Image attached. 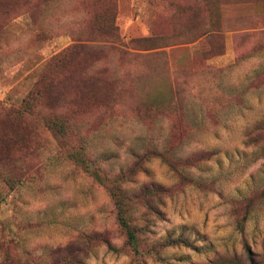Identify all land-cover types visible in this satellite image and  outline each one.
<instances>
[{
    "label": "rangeland",
    "instance_id": "rangeland-1",
    "mask_svg": "<svg viewBox=\"0 0 264 264\" xmlns=\"http://www.w3.org/2000/svg\"><path fill=\"white\" fill-rule=\"evenodd\" d=\"M116 204L166 264L264 257V0H0V264H133Z\"/></svg>",
    "mask_w": 264,
    "mask_h": 264
},
{
    "label": "trees",
    "instance_id": "trees-1",
    "mask_svg": "<svg viewBox=\"0 0 264 264\" xmlns=\"http://www.w3.org/2000/svg\"><path fill=\"white\" fill-rule=\"evenodd\" d=\"M111 27V24L109 28ZM206 31L201 33L202 36H205ZM208 33V32H207ZM31 97V101L25 100V104L27 103V106L29 107L35 100L33 96ZM29 99V98H28ZM43 125L44 127L50 132V134L56 138L64 137L66 135V128L67 125L64 122L56 119H49L44 118L43 119ZM80 158H73L75 162L81 166H83L85 169H88V164L84 161L83 157L79 156ZM93 173V172H92ZM94 174V173H93ZM7 184L8 181L4 180ZM116 202V201H115ZM114 202V203H115ZM118 204L115 205V208ZM118 212V207L116 208V213ZM118 225L123 229V233L125 235V247L128 249L129 255H130V261L133 264H146V260H152L153 263L157 264H166L167 259L165 255L163 254L164 250H167L169 248H177V247H183V248H190L194 249V245L191 242H188L181 238L180 235L177 237H170L167 236L164 240L158 241L152 245H147L146 243H143V241H138L135 238L134 232L128 228L127 222L124 221V216L116 215L115 217ZM124 243V242H123ZM243 250L245 251V259L240 261V264H264V257L263 255H254L251 251H249L248 247L243 245ZM255 258H253V257ZM148 264V263H147ZM207 264H230V259H215L212 262H209ZM236 264V263H235Z\"/></svg>",
    "mask_w": 264,
    "mask_h": 264
},
{
    "label": "crops",
    "instance_id": "crops-1",
    "mask_svg": "<svg viewBox=\"0 0 264 264\" xmlns=\"http://www.w3.org/2000/svg\"><path fill=\"white\" fill-rule=\"evenodd\" d=\"M226 32H230V31H225V33H226ZM229 35H230V34H229ZM229 35H228V36L226 35L227 37L225 38V41H227L228 39H229V40L231 39V38L229 37ZM230 36H231V35H230ZM203 37H204V36H203ZM225 43H226V42H225ZM229 44H230V43H228V47H227V45H225V46L227 47V49H230V50H231V47L229 46Z\"/></svg>",
    "mask_w": 264,
    "mask_h": 264
}]
</instances>
